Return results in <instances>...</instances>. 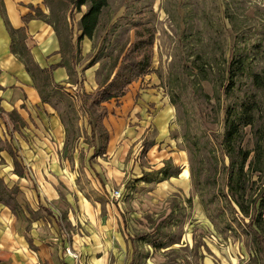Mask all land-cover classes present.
<instances>
[{
  "label": "rangeland",
  "instance_id": "1",
  "mask_svg": "<svg viewBox=\"0 0 264 264\" xmlns=\"http://www.w3.org/2000/svg\"><path fill=\"white\" fill-rule=\"evenodd\" d=\"M48 1L58 3L54 4L63 18L66 13L70 15L71 5L67 0ZM77 17L74 10L70 22L76 24ZM136 25L153 27L155 42L152 72L133 82L126 92L139 105L146 102L142 111L132 113L127 120L131 128L140 127L135 136L139 138L125 159L128 178L118 184L111 179L108 169L107 172L104 169L107 164L104 159L89 157L82 151L84 156L76 165L79 187L91 200L127 201L124 212L120 209L119 212L129 216L128 236L134 250V264H148L151 258L156 264H204L206 258L215 264H264L261 254L259 263L253 258L252 248L260 245L250 225L254 212L251 201L245 202L250 215L243 217L236 202L223 196L229 188L227 168L213 135L222 132L224 116L214 98L217 91L222 104L259 101L264 108V89L252 85L255 74L264 75V0H109L96 31V44H101L94 51L96 57L92 61H98L101 84L113 78L114 75L110 76L113 65H117L114 73L121 68V58L129 42L136 39ZM235 58H243L245 69L237 74L234 90L224 95L223 88L229 83V65ZM146 94L163 96L175 107L171 135L178 147L191 152L194 197L179 189L158 193L156 181L165 175L157 174L159 168L148 162L156 152L149 159L147 155L157 144L153 118L161 105L148 100ZM48 99L64 120L70 153L85 143V147L94 144L96 149H101L98 137L92 140L88 134L89 121L100 108L84 96L76 97V91L68 85L53 88ZM124 100L123 96L102 105L111 108ZM252 130V126L245 129L244 148L253 147ZM100 131L98 128L97 132ZM135 155L139 158L135 159ZM216 155L218 172L213 183L209 175ZM135 160L144 167L142 174ZM253 179H258L256 174ZM260 185L261 181L251 182L248 193L256 194ZM117 188L121 189L119 198L113 195ZM219 190L222 197L217 194ZM159 191L163 192L160 188Z\"/></svg>",
  "mask_w": 264,
  "mask_h": 264
},
{
  "label": "crops",
  "instance_id": "2",
  "mask_svg": "<svg viewBox=\"0 0 264 264\" xmlns=\"http://www.w3.org/2000/svg\"><path fill=\"white\" fill-rule=\"evenodd\" d=\"M54 3L0 0V264H134V250L128 236L129 216L119 212V209L124 212L127 201L87 198L76 181L79 174L76 165L84 156L82 151L89 157L98 156L106 161L104 169L106 172L108 169L111 179L123 184L129 173L125 159L139 138L135 136L140 128L139 125L137 130L131 128L127 120L132 113L142 111L146 102L139 105L126 93V100L108 107V115L103 119L109 134L105 148L96 149L94 144L85 147V143L76 146L72 153L68 151L64 120L48 95L58 85L78 86L85 93L100 87L98 61H92L96 57L94 51L101 44H96V31L107 6L94 34L83 36L80 20L87 6L76 10L77 22L73 24L72 6L70 15L66 13L63 18L56 9L58 3ZM32 7L40 8L45 16L24 22L23 16L36 13ZM7 22L26 34V45L38 67L50 70L46 74L50 89H45L41 78L35 79L12 52ZM145 96L161 105L153 118L157 144L147 158L156 154L148 162L156 164L157 174L166 169L165 161L168 166L172 162V166L180 169L179 173L158 177V193L179 189L194 197L191 152L178 147L171 135L175 107L163 96ZM88 134L95 140L91 126ZM97 136L98 132L96 140ZM135 162L142 174L144 167ZM153 259L148 264H156ZM204 264L215 263L206 258Z\"/></svg>",
  "mask_w": 264,
  "mask_h": 264
},
{
  "label": "trees",
  "instance_id": "3",
  "mask_svg": "<svg viewBox=\"0 0 264 264\" xmlns=\"http://www.w3.org/2000/svg\"><path fill=\"white\" fill-rule=\"evenodd\" d=\"M67 1L72 6L71 17L74 10L81 11L83 6H87V11L80 20V29L82 30L83 36H92L99 24L102 10L108 5L109 0ZM32 8L36 13L33 14L29 12L23 16L24 22H28L35 16H45L40 8ZM7 24L12 36V52L18 55L25 63L27 70L35 79H37V77L41 78L43 84L46 85L45 89H50L48 88L50 85L48 84V77L46 76L50 70L40 69L33 60L31 51L26 45V34H21L20 30L13 29L9 22H7ZM134 28H136V39L127 46L121 59V68L115 73L114 70L117 68V65H113L110 76H114L111 81L108 82L107 80L91 93H84L83 90L76 92V97L82 98V96H84L86 101L100 108L94 119L89 121V124L92 127L93 139H95L98 128L101 130L97 136L102 143L101 150L105 148L109 138L108 130L103 125V119L108 115V108L102 104L110 102L115 98L119 100L126 94L128 87L133 82L142 79L145 75L152 72L151 65L155 42V29L153 27L141 25H136ZM229 66V83L223 88L224 95H229L234 90L237 74H240L245 69L243 58L233 59ZM55 67L56 66H53V68ZM252 85L258 90L264 89V75L255 74L252 79ZM221 97L218 91L214 95L218 106L222 107L224 111L221 122L222 132H213V135L217 142V150L221 152L224 166L227 168V186L229 188L227 191H224L225 193L223 192V196L229 201L236 202L239 212L243 217H249L251 210L249 211L245 202L251 201L254 212L251 214L250 225L254 232V239L260 245L252 248L254 251L253 258L259 263L260 254L264 260V115L262 114L264 108H261L259 101H244L241 104H222ZM14 122L16 123V121ZM248 126H252L253 128V137L250 140L253 143V147L244 148L245 129ZM226 160L229 161V164L226 163ZM217 162L218 155L213 157L211 166H214V168L211 169L212 174L209 175V179L213 183L217 181ZM170 168H174L175 171L171 173L169 171ZM179 171V167L169 165L166 169L161 171V174L167 177L179 173ZM255 174L258 177L256 180L253 179ZM258 181H261L262 185L258 186L257 193L251 194V191L248 193L250 183ZM221 192L222 191L219 190L217 194L220 196ZM220 197H222V195ZM188 200L192 199L189 197ZM260 208H262L263 212H259ZM256 211L259 213L256 214Z\"/></svg>",
  "mask_w": 264,
  "mask_h": 264
},
{
  "label": "built area",
  "instance_id": "4",
  "mask_svg": "<svg viewBox=\"0 0 264 264\" xmlns=\"http://www.w3.org/2000/svg\"><path fill=\"white\" fill-rule=\"evenodd\" d=\"M72 89L74 90V91H76V92H78L79 90H80V88L78 87V86H74V87H72ZM113 195L116 197V198H119V197H121V189H116V190H114L113 191Z\"/></svg>",
  "mask_w": 264,
  "mask_h": 264
}]
</instances>
